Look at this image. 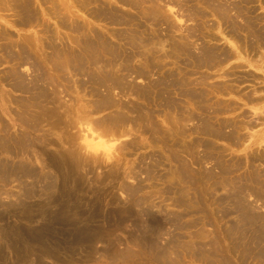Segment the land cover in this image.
<instances>
[{
    "label": "rangeland",
    "instance_id": "1",
    "mask_svg": "<svg viewBox=\"0 0 264 264\" xmlns=\"http://www.w3.org/2000/svg\"><path fill=\"white\" fill-rule=\"evenodd\" d=\"M54 1H56L57 6L61 7L62 4L64 5L66 3V8L63 7V13H66V11L69 9V11H67L68 14H65L66 18L70 16L71 19H75L76 21L85 24V29L87 28L86 31L91 26H93V30L99 32V34L102 33L103 36L105 35L109 41L112 39L110 42H113L114 40L115 45L118 46H120V41L116 39L117 35L120 33H125V35H127V30L129 31L131 28L132 29L129 31V33L137 32V29L135 28L136 25L133 27L135 22H131L133 21L134 17H136V19H134V21L137 20L136 22L145 20V18L141 17V15L143 16L142 13L139 14V12L135 9H131L130 5H125L124 2L126 0H109V3L111 4H109L110 6L107 4L108 0H100V5L97 3L99 0H89L87 3V0H85V2L84 0H33V2H35V8L37 7V12L39 10L38 13L41 16V23L39 22L38 25L37 22H28L27 24H22L20 23V14L16 10H11L9 7H6L3 3V0H0V35L2 36H0V146H2L0 147V264H264L263 258L255 255L254 252L251 253L250 250L246 251L245 245H238V242L233 240V238L237 237V235H235L237 232L233 231L234 226L232 224H234L236 221L238 222L239 216L237 212L229 213L224 216V207L223 205H219L217 200L221 197H227L236 191L233 190L235 185L224 186V184L218 182L223 178L220 167H218V165H221V163L225 166L227 165L229 168L232 167L231 169L233 170L230 172L231 175L228 173L227 176H231L230 179L232 181H236V183H240V176H245L251 169H255L254 171L258 169L257 171H259V173L264 176V159L258 161L253 159V157L258 156L257 154L260 155L263 153L260 152L263 151L264 144L263 146L259 145V141L245 150V148L251 144L250 133L253 134L255 131H257V133L259 131H264V124L258 123L260 121L264 122V119H258L257 116H254V114L252 115V104H244V102H242L237 97L238 95L226 93L222 94L220 91H216L219 94L213 92L215 91L213 89H216V86L221 84H232L233 82H236L239 85L241 84V87L243 86L241 89L244 91L253 90V85H264L262 82L259 83L257 79H260L261 77L260 80H264V73L260 71L259 68H257L258 66H254L251 62L255 60V57L257 58V56L254 55V57H252L254 53H247L245 51V44L242 46L243 42H239L237 43L238 45H241L239 47H244V49L239 48L242 59L238 60V55L235 54L238 52V50L235 49L233 43H231V40L236 39H234L231 36V33L227 31L226 25H223L219 19H216L214 16H212L209 11H207L208 8L206 10L205 5H198V1L196 0H194L195 4L194 1L192 2V0H190V4L193 3L192 6L194 5V7L198 8L199 6H202V10L205 8L209 17L207 16L205 19L203 17L202 19H189V15H187L188 11L184 12V9L181 10V5L185 3V0H179L182 1L181 3L179 2L181 4L179 5L180 9L178 8L179 6L176 7L177 4L172 5L167 0H164L161 3L163 7V17L158 19V22L156 21V26L152 27L150 26V23L148 24V22L146 23L145 21H141L145 25V28H143L145 32L143 35L145 38L146 36L154 37L155 35V39H158L156 40V44L159 43L157 46H163L161 44L166 40H168V43H166L164 46L165 50L156 46L155 48L157 50L154 49V51H152L153 45L143 48L147 51L148 48L152 47V50H149L156 54L153 63H155L154 65H157L158 67L162 65V68L159 69V71H157V66H153L154 68L157 67L155 70L149 69L151 71H149L151 74L149 80L127 77L124 81L127 87L128 85H133V83L139 87L146 86L144 81H155L160 77L161 71H168V73L170 71L173 73L174 71L176 76H179L177 73L179 69H183L188 73L190 69H192L191 67H185V65L181 63L176 64L170 59H164L165 56L162 57V54L168 49H171L173 44H175L173 45V47H175L177 43L179 44V42L185 40L189 30L193 33L195 32L197 36L192 39V44H194V46L191 45V47H193V53L199 54L201 47L203 45H208L207 47H226L229 50L231 49L233 52L232 55H234L229 61L222 63L219 66L217 65L215 68L207 66L202 67L201 70L200 68L195 69L197 72H189L190 75L195 73L194 75L192 74L193 77H191L194 80H196V78H198L202 73L204 75L209 74L207 75L208 80H206L204 86L208 91L211 89V93L210 91L207 92L208 95L210 94L209 97L212 96L211 99L213 104L216 103V105H223L225 102L227 103L229 101H233L236 102L237 105H240V109L229 112L228 114L226 113L219 115L218 118L220 120L229 119L241 125L243 124V116L238 114V112L244 108L245 111H249L248 113L254 116L253 118L256 120L253 119V121L257 122L256 126H254L252 129H246L244 128V125L238 127V133L236 132V134L238 136L241 135V141H225L204 136L206 137L205 140H210V143L214 145V148H216L215 150L219 149L217 151L219 153L216 151L214 152L216 153L215 155L219 157L217 160L218 164H216L214 160H202L201 163H193L191 160L192 156L187 155L184 150L180 152V149L183 148H178V157L185 161L188 160L192 170L191 181L190 178H184V180L180 173L176 175L178 170H175L178 169L177 165H179L178 162L180 159L178 158V161L173 159L168 160L167 156L169 155V151L161 149L160 142L153 143L154 141H151L152 138L150 135H147V133L145 134L143 131H136L132 135H127L123 138L116 139L113 136L105 134V132L96 125V121L93 120H91V123H89L82 119L80 123L69 128H67V126L54 128L52 127V123H50L51 120L49 119V121L46 119L44 120L45 122L43 121L40 123L39 127H34L28 124L23 125V123H21L22 120L19 119V116L20 112L22 111L23 103L28 104V106H34L35 103L29 99L28 93L22 92L15 88V80H13L16 78L15 72H21V74L24 75L23 77L27 78L26 81L36 75V72L33 70L34 68L31 63L32 61L23 63L21 60V46L25 45L28 47L27 49L30 51V53L33 52V56L35 55L34 57L38 58L35 59L38 62L41 61L40 64H42L45 56L50 55L49 53L51 52L49 50L50 48H43L46 42H48V38L53 37L51 40H57L56 44L60 41L58 43L60 46H71L75 44L74 40L76 39V33H73L70 27L68 28L61 25L60 17L54 13ZM127 1L130 2L131 0ZM253 2L257 7V11L255 10L252 14H257L259 16L262 15V19H264V4L261 5L260 0H253ZM83 5L86 7L83 8ZM112 5L117 9V11L120 10V13L116 12ZM102 6H105L106 8L103 9ZM97 8H101L100 10L102 12L100 10L98 12ZM106 9H109V11H105L108 13L103 12V10ZM111 11L113 14L108 15L111 13ZM46 12L49 14L46 15ZM72 12L76 15V17L75 15L73 16ZM123 12L125 13L123 14ZM128 13L131 14V16L129 15L130 17L128 16ZM54 14L57 15V17H55ZM92 14H94V16ZM115 14H117L118 17ZM182 14H184V16ZM124 15L131 18V21H129L126 25L117 23V20L125 17ZM232 15L236 19L237 24L241 25L244 23L243 19H238L234 16V12H232ZM97 16L100 18L98 19ZM70 17L68 19H70ZM110 22L114 23L111 24ZM42 23L44 25H42ZM169 24L172 26L170 27ZM44 26L50 27L51 30L54 29L53 32L50 31L51 35L46 33L47 31ZM94 26L97 30L94 28ZM172 28L175 30L173 31ZM1 30L4 31L3 35L1 34ZM87 32H89V30ZM112 32L116 36L112 35ZM241 32L244 31L242 30ZM227 34L228 37L226 38ZM157 35L160 37V39ZM40 38H42L41 40L44 43L42 41H38ZM161 38L165 41H163ZM26 39L28 40L27 42ZM31 40L35 44L32 45L31 42L29 43ZM173 40H176L177 43ZM170 41L173 42L171 43L172 45H168ZM41 42L44 44V46L41 45ZM36 44H39V47ZM49 44L50 43H48V46ZM167 47L168 49H166ZM43 49L44 51H42ZM9 52L14 53L15 57H10ZM140 59H138L139 61L137 60L138 63L135 61L134 65L139 66V68H144V65L146 64H144V61H140ZM162 59H164V61ZM158 62L161 64H159L160 66L158 65ZM42 65L44 66V64ZM177 66L178 70H176ZM165 67L168 70H165ZM169 68L171 69L169 70ZM222 69H224V71H222ZM225 71H232V73L235 71V75L233 74L235 77L239 74L246 75L247 73H251L257 78L245 81V83L237 82L236 80L229 81L230 76L228 77L229 79L224 77L225 74L223 72ZM84 77L85 76H79L81 80L85 81L87 78ZM61 85L58 87L60 89L57 88L58 94L60 93L59 98L61 96L60 100L62 99L61 102H64L67 105L72 104V98L75 99L79 97L81 103L90 105V102L88 101L92 99V96L91 93L88 92V88L84 89L85 87H78V89L77 85H72V90H70L71 92L68 93L63 91L66 89V87ZM52 88L53 87L50 86L48 89L52 90ZM258 89L260 90V87ZM77 91L80 93L79 96ZM95 91L99 92L100 94L103 91L106 93L104 87H97L95 88ZM121 91L122 89H111L112 97L118 100V102L121 103L122 101L125 103V105H129L128 103L141 102L137 100L138 98L135 97L136 95L131 96V94H126V92ZM250 92L254 93V91ZM72 95H76V97H73ZM159 108L160 107H157L156 110L161 112ZM30 109L32 114H37L34 107H30ZM106 114H109V111L95 115V119H99L103 115L107 116ZM212 116L213 115H211V120L213 119L217 122L218 118L216 116H213L212 118ZM162 117L163 116L156 117L155 120L158 123H161L163 119ZM196 122L197 121H195V123L192 122V125L190 123V127H197L196 124L198 123ZM87 123L89 126L91 124L93 130H90V127ZM226 130L228 131V129ZM86 135L89 137L87 140L90 142V144L93 143V147H88V142L86 143L84 140ZM192 138H195V140L196 138L199 139L197 134H193ZM179 139L181 140V138ZM124 142L126 143L127 148L125 146H120ZM6 143L7 145H4ZM132 143L135 144V146ZM96 144L97 146H95ZM107 144H109V146L113 145V148L109 149ZM195 150H197L195 151V158L197 160L201 158L204 152L201 147ZM72 151L74 153H72ZM75 153H78L77 155L80 156L81 163L79 164L78 168L76 166L71 168L69 165L74 163L72 158L75 157ZM214 153H212V155H214ZM66 154H69V157ZM107 158H110L111 160H108ZM249 158L252 160L250 161ZM236 163L240 167H237ZM119 164L121 165L119 166ZM4 166L11 171L13 168V172L16 171V169H23V166H27L28 168L31 167L36 169V171H38L41 175L44 174L43 176H45L47 173L52 174L51 177L54 179H52V183H49L51 179L47 178L42 182H34L33 178L26 174L20 173L17 176L16 174L14 175L8 173V170L4 168ZM17 166L19 168H17ZM234 166H236L238 169H236ZM3 171H6V173H3ZM111 171H113V173ZM172 171H176L175 174ZM108 173L110 175H108ZM203 173H212L210 174L211 177L209 179L207 178V182L206 178H200ZM63 174H72L73 177L70 182L69 180L65 181L61 178V175ZM171 175L173 180L170 182L166 181L169 180L166 177H170V179H172ZM212 175L215 176L213 179ZM16 176L20 178L18 179ZM179 176L181 179H183L182 181H180L181 179L178 178ZM215 178H220L221 180H215ZM226 178L229 179L228 177ZM230 179L229 181H231ZM215 181L216 183H214ZM77 183L79 186L89 184L88 186H90V188L87 190L80 189L77 191L78 193H75V196H72L73 198L70 196L68 197V195H72V193L75 191L74 189H76ZM45 186H48V189H51V191L48 192V189L44 188ZM134 187L141 188V192H139L136 196H133L135 192H132L131 190ZM29 190L31 192H29ZM177 190L179 192H177ZM134 199L136 200L135 203L132 201ZM248 199L250 202H253L254 205L256 204L255 206L257 211L264 214L263 206L262 208L260 207L262 205L261 201L256 202L254 200L255 196H250ZM137 200L139 201L138 203L140 205L137 204ZM69 201H72V203ZM65 204H71L73 206H66ZM64 205L66 207L61 210V207ZM199 207L201 208V211L199 210L197 212ZM124 209H126L125 211L127 213L124 211ZM60 213L62 214L60 215ZM29 215L31 218L29 222H26V218ZM59 216H62L66 223L68 222L70 224H67L68 226H63L60 223H56L54 221L55 217ZM76 222L78 223L77 228H75L76 225H74ZM26 223L29 224V226ZM43 223L49 224L50 227L42 230L43 227L40 225ZM242 258H244V260H242Z\"/></svg>",
    "mask_w": 264,
    "mask_h": 264
},
{
    "label": "bare ground",
    "instance_id": "2",
    "mask_svg": "<svg viewBox=\"0 0 264 264\" xmlns=\"http://www.w3.org/2000/svg\"><path fill=\"white\" fill-rule=\"evenodd\" d=\"M131 1H133V0H131ZM134 1L132 3H130L129 1L126 0L124 3H125V5L126 4L130 5L131 9H135L136 11L139 12V14L140 13L143 14V16L141 15V17L145 18V20H141V21H145L146 23L148 22V24L150 23V26H152V27L156 26L155 25L156 21L158 22V19H161V17H163L162 16L163 7H162L161 3L164 0H148V1L147 0H138V1L134 0ZM167 1L169 3H171L172 5L177 4L176 7L181 5L180 3L182 2L179 0H167ZM193 1L194 0H192V2ZM196 1H198V5L199 4L205 5L206 10L208 8L207 11H209V13L212 16H214L216 19H219L221 21V23H223V25H226L227 31L229 33H231V36L238 41L237 42L236 40H231L232 41L231 42L229 40L231 43H233V46L235 47V49L238 50V52L235 53L238 55L237 59L238 60L242 59L241 52H240L239 48L244 49V47H239L241 45H238L237 43L243 42V44L242 43L241 44H242V46L245 44V51L247 53L248 52L254 53L252 57H254V55L257 56V58L255 57V60L251 61L253 63V65L258 66L257 68H259V70L264 73V19H262L263 18L262 15L259 16L257 14L256 15L252 14V13H254V11L257 8L256 5L254 4L253 0H196ZM84 2H85V0H84ZM84 2L82 1L83 4H84ZM87 2H89V0H87L86 3ZM107 2H108L107 4L109 5L110 4L109 0ZM260 2H261L260 3L261 5L264 4V0H260ZM3 3L6 7H9L11 10H16L20 14V16H21V19H20L21 22L20 23H22V24L26 23L27 24L28 22H31V23L37 22V25L39 24L41 16L38 13L39 10L37 12V9H36L37 7L35 8V5H34L35 2H33V0H3ZM63 3H65V2H63ZM97 3H99L98 5H100V0ZM113 3H115V2H113ZM165 3H167V2H165ZM192 4H190V0H185V3L181 5V10L184 9V12L188 11L187 12L188 14L187 13L186 14L189 15V17L187 16L189 19H193V18L202 19V17L205 19V17H207V16L209 17L205 8H204V10L206 12L204 10H202V8H201L202 6L201 7L199 6V8H200L199 9L198 7H194V5L192 6ZM194 4H195V1H194ZM64 5L62 4V7L57 6L56 1H54L53 9H54V13H56L60 17L61 25L68 27V28L70 27V29L73 31V33L74 32L76 33V36H75L76 39L75 40L73 37V40L75 43V44L73 43L74 45L60 46L58 44L60 42L59 41L57 43L59 45L58 46L56 44L57 40L56 41L51 40V38H53V37L49 36L51 38H48L49 39L48 42L45 41L47 45L45 44V46H44V44H43L44 42L41 40L42 38H40V40H38V41L43 42V43L41 42L42 43L41 45L44 46L43 48L48 47V48H50L49 50L51 51L49 53L50 55L45 56V59L42 63V64H44V66L46 68L42 64H40L41 61L38 62L36 60L38 58L34 57L35 55L33 56V54H34L33 52L30 53V51L27 49L28 47H26L25 45L21 46V60L23 61V63H28V62L32 61L31 63H32V66L34 68L33 70H34V72H36L35 76H33L28 81H26L27 78L23 77L24 75H22L21 72L19 73V72L14 71L15 77H16L15 79H13V80H15V83H14L15 88L22 91V92L28 93L29 99L32 102L34 101V103H35L34 106H28V104L23 103L22 111L20 112V116H19V119L22 120L21 123H23V125L28 124V125H32L34 127H39V124L47 119V121L51 120L50 123H52V127H54V128H60V126L61 127L67 126V128H69V127H73V126L77 125L78 123H80L82 119L86 120L89 123H91L90 121L93 120V121H96V125L98 127H100V129H102L105 132V134L113 136L116 139L117 138H123L127 135H132L136 131H143V132H145V134L147 133V135L148 134L150 135V137L152 138L151 141H154L153 143L160 142L161 143V146H160L161 149L169 151V155L168 156L166 155L168 160L173 159L176 161L178 158L180 159V161L178 162L179 165L176 164L178 169H175V170L179 171V172L177 171L176 175H178L180 173L182 175L183 179L184 178H186V179L190 178V181H191L192 170L190 168V164H189L190 162L188 160L185 161V160L181 159L180 157H178V154H179L178 148H183V149H180V152L182 150H184V152L187 153V155L192 156L191 160L193 161V163L194 162L201 163L202 160H204V161L205 160L206 161L214 160L215 163L218 164L217 160L219 159V157L216 156L215 155L216 153H214V152L215 151L217 152L219 149L215 150L216 148H214V145H212V143H210V140L209 141H207V139L205 140L206 137H204V136L212 137V138L219 139V140L221 139V140H225V141H233V142L241 141L242 140V138H240L241 135L238 136L236 134L238 127L244 125V128L252 129V128H254V126H256V123H257L256 121H253V119H255V118H253L254 116H257L258 119H262V120L264 119V118H261V117H264V85H261V86L253 85V90L244 91L243 89H241L243 87V86L241 87V84L239 85L236 82H235L236 84L233 82L234 84L233 83L232 84H224V85L221 84L219 86H216L215 88L217 90L213 89V90H215L213 92H216V91L219 92L220 91L222 94L226 93V94H231V95H234V94L238 95L237 97L242 102H244V104H246V105L252 104L251 110L253 111L252 115L254 114V116L249 114L248 113L249 111L248 112L245 111L244 108H242L238 112V114L243 116V118H242L243 124L240 125L239 123H235L234 121H231L229 119L220 120L218 118L219 115L226 114V113L228 114L229 112L238 110L241 107H240V105H237V103L233 102V101H229L227 103L222 102V103H224L223 105L218 104V103H217L218 105H216V103L213 104V101L211 99L212 96L209 97L210 94L208 95V92L211 89L208 91V90H206L207 88H205V86H204L206 83V80H208L207 75H209V74L204 75L202 73L198 77L199 79L196 78V80L191 78V77H193L192 74L194 75L195 73L191 72L192 74L190 75V73H189L190 71L194 72V71H196L195 69H199V68L201 70L202 67H207V66H209L211 68H213V67L215 68V67H217V65L219 66L220 64L229 61L232 58V56H234V55H232L233 52L231 51V49L229 50L226 47H222V48H219L216 46L212 47L210 45H209L210 47H207L208 45H206V46L203 45L201 47V50L199 49L200 50L199 54H195V53H193V49H192L193 47H191V45L194 46V44H192L193 43L192 39L195 38L196 33L195 32L193 33V32L188 30L186 38L184 37L185 40L180 39L182 41L179 42V44L176 42V40H173L177 43V45L175 47H173V45H175V44L172 45L171 43H173V42L170 41V43L168 45L171 44L172 48L170 47L171 49H168V47H167L166 49H168V50L166 52H164L163 51V50H165L164 46L166 45V43H168V40L165 41L161 38L165 42H163L161 44L162 41L160 40L161 41L160 44L163 46H160V45L157 46L159 43L156 44L157 43L156 40H158V39L157 38L155 39V37H156L155 35H154V37H147L146 36V38H145L143 35L145 33L144 29H143V28H145V25L139 19L138 20L140 22H136L137 20L134 21V19H136V17H134L133 21H131V18H129L131 16V14H129V13H128V16L130 15L129 17H126L125 16L126 14H125L124 15L125 17L121 18L120 20L116 19L117 23L126 25V24H128L129 21L135 22L133 27L136 25L135 28L137 29V32H132V33L130 32L129 33V31L132 29L130 26L129 27L131 29L129 28L130 30L129 31L127 30V33H128L127 35H125V33H120L119 35H117L118 36L117 37L112 32V35H115L116 39H118L120 41V43H119L120 46H118V45H115L114 40H113V42H110L112 39H110V41H109V39H107L105 37V35L103 36L102 33L99 34V32H96L95 30H93V28H92L93 26H91L88 29L89 32H87L88 30L86 31L87 28L85 29V27H86L85 24L78 22L75 19H71L70 16H69L70 19H68L69 17L66 18V15L68 14L67 11H69V9L68 8H67L68 10L66 9L67 14L63 13V10H64L63 7L66 8V6H67L66 3ZM102 5H105V4H102ZM113 5H115V4H113ZM85 7L86 6L83 5V8H85ZM104 8H106V7L104 6L103 9ZM107 8H109V7H107ZM178 8L180 9V6ZM100 9H98V12ZM105 11H109V9L103 10V12H105ZM112 11L108 15L113 14ZM115 11L119 12L120 10L117 11V9L115 8ZM138 12H137V14H138ZM232 12H234V16L236 18H238V19L240 18V19L244 20L243 21L244 25L241 24L242 25L241 26V25L237 24L236 19L232 15ZM105 13H108V12H105ZM124 13L125 12H123V14ZM48 14L46 12V15H48ZM72 14H73V16L75 15L73 12H72ZM184 14H182V15L184 16ZM57 15H55V17H57ZM88 15H90V14H88ZM92 15L94 16V14H92ZM115 15H117V14H115ZM164 16H166V15H164ZM75 17H76V15H75ZM117 17H118V15H117ZM99 18L100 17H98V19ZM108 18H110V17H108ZM105 19H107V18H105ZM111 19H113V18H111ZM162 19H164V18H162ZM114 22L116 23L115 20H114ZM114 22H112V23H114ZM43 23H45V22H43ZM43 23H42V25H44ZM91 25H92V23H91ZM172 25H173V23H172ZM172 25L169 24L170 27ZM27 26H29V25H27ZM48 26L47 27L44 26V27L47 31L46 33H49V35H51L50 31L53 32L54 29L51 30L50 27H48ZM117 27H119V26H117ZM94 28H95V26H94ZM173 28H172V30H173ZM42 29H44V28H42ZM198 29H200V28H198ZM123 30H125V29H123ZM179 30H181V29H179ZM242 30L244 32H241ZM41 31H43V30H41ZM114 31H115V29H114ZM149 31H150V29H149ZM119 32H121V31H119ZM122 32H124V31H122ZM3 33H4V31L1 30L2 35H3ZM103 33H104V31H103ZM108 33H110V32H108ZM225 33H227V32H225ZM242 34L244 37L242 36ZM53 35H54V33H53ZM197 35H199V34H197ZM47 37H48V35H47ZM71 37H72V35H71ZM227 37H228V34L226 35V38ZM56 39H57V36H56ZM159 39H160V37H159ZM230 39H232V38H230ZM73 40H72V42H73ZM27 41L28 40L26 39V42ZM30 42L32 43V45L35 44L32 42V40L29 41V43ZM48 43H50L49 46H48ZM112 43H114V44H112ZM154 44H155V46H154ZM150 45L151 46L153 45V48L151 47L153 50L151 48H148L147 51L143 49V48H146ZM37 46L39 47V44ZM156 46L163 48V50H161V51H163L164 53L161 51L160 52L163 53L162 57L165 56L164 59L165 58L170 59L176 64L181 63V64L185 65V67H191L192 69H190V71L188 70L189 74L187 72H185L183 69L178 70V66H177L176 70H178L177 73L179 74V76H176V73H174V71H173V73H172V71H170L168 73V71L166 72V71L160 70L161 75H160V77L158 76L159 78H157L156 80L154 79L155 81H153V80H150L149 82L144 81L146 86L139 87L133 83V85H128V87H127L126 83L124 82L127 77H133L134 79H143V80L148 79L149 80V78L151 76L150 70H152V69L155 70V68L158 67L157 65H154L155 63H153L156 54L154 52H151L149 49L154 51V49H156L155 48ZM33 47H35V46H33ZM42 51H44V49ZM9 54H10L9 55L10 57H12V58L15 57L14 53L9 52ZM249 54H247V55H249ZM39 56H40V54H39ZM140 58H142V59H140ZM138 59H140V61L141 60L144 61V64H146V65L143 64L144 68L143 67L139 68V66L134 65V62L137 61ZM164 59H162V60L164 61ZM40 60H41V58H40ZM138 61H137V63H138ZM167 61H169V60H167ZM45 63H46V65H45ZM159 64L160 63L158 62V65ZM153 66H157V67L154 68ZM161 68H162V65L157 68V71H159V69H161ZM173 68H174V65H173ZM164 69L168 70V69H166V67ZM170 69L171 68H169V70ZM222 71H224V69H222ZM233 72L235 73V71H233ZM198 73H199V71H198ZM223 73L225 74V76H224L225 78H228L230 76L229 81L236 80L237 82H244L245 83V81H249V80H253V79L257 78L254 74H251V73H247L246 75H244V74L243 75H240V74L237 75L238 74L237 73L236 77L233 76L234 73H232V71L231 72L225 71ZM210 75H212V74H210ZM11 76H13V75H11ZM79 76H85L87 79L85 81H83L79 78ZM257 79H258L259 83L260 82L264 83V80H262V81L260 80L261 77H260V79L259 78H257ZM133 81H135V80H133ZM61 84L66 87V89H64L63 91H66L68 93L71 92L70 90H72V88H71L72 85H77V88L78 87H80V88L85 87L84 89L88 88L87 90L89 93H91V96H92L91 97L92 99L90 101H88V102H90V105L81 103L80 102L81 100L79 97L75 98V99L72 98V102H71L72 104L67 105L64 102H61V100H62V99L60 100L61 96L59 98L60 93L58 94V92H57V88L60 87ZM50 86L53 87L52 90H50L51 88L48 89ZM90 87H92V88H90ZM97 87L98 88L104 87L106 93L103 91L105 94L103 92H102L103 94L102 93L100 94L99 92L95 91V88H97ZM259 87H260V90L258 89ZM77 88H75V89H77ZM112 88L113 89L117 88V90L122 89V91L126 92V94L127 93L131 94V96L136 95L135 97L138 98L137 100H139L141 102L140 103H128L129 105H125V103L122 101L120 103V102H118V100H116V99H114V97H112V95H111V89ZM58 89H60V88H58ZM241 90H243V91H241ZM250 91H252V92L254 91V93H251ZM218 92H216V93H218ZM77 93H78V91H77ZM210 93H211V91H210ZM221 93H220V95H221ZM71 94H73V93H71ZM79 94L80 93H78V96H79ZM76 95H72V96L76 97ZM81 96H83V95H81ZM12 99H13V97H12ZM30 103H29V105H30ZM31 105H32V103H31ZM30 107H34L37 114H32ZM157 107H160L159 109L161 112L156 110ZM39 108H41V109H39ZM106 111H109V114H106L107 116L103 115L101 118L95 119V115L101 114V113L106 112ZM158 112H159V114H158ZM211 115L216 116L218 118L217 122L214 121L213 119L211 120ZM159 116H163L161 123H158L155 120L156 117H159ZM213 116H212V118H213ZM250 117H252V118H250ZM195 121H197L196 123H198V124H196L197 127L195 125H194L195 127H190V123L192 125L193 123H195ZM258 123L264 124V122H262V121H260ZM237 124H239V125H237ZM88 126H89V124H88ZM89 127H90V130H93V128L91 127V124ZM32 129H33V127H32ZM226 129H228V131ZM193 134H197L199 139H197V138H196V140H195V138L193 139L192 138ZM251 134L252 133H250L251 144L248 145L245 148V150L248 147H251L252 145L258 143L259 141H260L259 145L263 146V144H264V131L263 132L259 131L258 133H257V131H255L252 135ZM248 135H249V133H248ZM88 136H89V134H88ZM242 136H244V135H242ZM87 138H89V137H87V135H86L84 140L86 141V143L88 142L87 143V145H89L88 147H93L94 146L93 143L90 144V142L87 140ZM179 138H181V140ZM77 139H78V137H77ZM24 143H26V142H24ZM130 143H131V141H130ZM28 144H26V145L29 146ZM4 145H7V143ZM133 145L135 146V144H133ZM95 146H97V144ZM120 146L126 147V143L124 142ZM0 147H2V146H0ZM6 147H8V146H6ZM23 147H25V146H23ZM77 147H78V145H77ZM107 147H109V149H110V148H113V145L109 146V144H107ZM125 147H123V148H125ZM200 147L203 149L204 153L201 156V158L197 159L198 160L197 161L195 158V151H197V150H195V149H198ZM95 149H98V148H95ZM122 151H120V152H122ZM120 152H119V154H120ZM72 153H74V152L72 151ZM212 153H214V155H212ZM217 153H219V152H217ZM260 153H262V154H260V155L257 154L258 156L254 155L255 157L252 156L253 159H256L257 161L263 160L264 159V149ZM23 154H24V152H23ZM77 154L78 153L74 154L75 157H73L74 159L72 158L74 163L70 164L69 167L73 168V166H76L78 168L79 164L81 163V158ZM124 154H122V155H124ZM28 156H29V154H28ZM249 160H250V158H249ZM220 163H221V161H220ZM0 164H1V162H0ZM158 164H159V162H158ZM120 165L121 164H119V166ZM236 165H237V163H236ZM18 166H17V168H19ZM21 166H20V168H21ZM218 167H220V170L223 174V178H222V180L220 178H217V179L215 178V180L220 179L221 181H218V182L224 184V186L225 185L226 186L227 185H229V186L235 185L234 189L232 187L233 190H236L235 193H231L227 197H223V198L221 197V198L217 199L219 205H221V206L223 205V207H224L223 208V210H224L223 215L224 216H226L229 213H233V212H237V214L239 216L238 222L236 221V222H234V224H232L234 226V227L232 226L233 231L237 232L236 234L234 233L235 235H237V237L233 238V240H236L235 242H238V245H245L246 251L250 250L251 253L254 252L255 255L264 259V214L257 211L256 206H255L256 204L254 205L253 202H250L248 199L250 196H255L254 200L256 202L261 201L262 205L260 207L262 208V206H263V208H264V176H262V174H260L259 171H257L258 169L256 170L257 171L256 172V171H254L255 169L252 170L250 167L251 170L249 171V173H247L245 176H240L241 182L240 183L238 182L239 183L238 184V183H236V181H232L230 179L231 176L230 177L227 176L228 173H230L233 170V169H231L232 167L229 168L227 165L225 166L222 163H221V165H218ZM234 167H236V166H234ZM237 167H240V166L237 165ZM237 167H236V169H238ZM4 168H6V167L4 166ZM7 170H8V173L14 174V175L16 174L17 176L20 173L26 174L29 177H32L34 182L35 181H41L42 182L44 179L47 178V179H51L49 181V183H52V179H54L51 177L52 174H50V173H47L45 176H43L44 174L41 175L38 171H36V169H33L31 167L28 168L27 166L26 167L23 166V169H20V170L16 169V171H14V172H13V168H12V171L10 169H7ZM23 170L25 173L23 172ZM90 171H92V170H90ZM111 172L113 173V171H111ZM172 172H174V171H172ZM175 172H174V174H175ZM3 173H6V171H3ZM210 174H212V173H210ZM210 174L203 173V175H201L200 178L201 177L206 178V182H207V178L209 179L211 177ZM108 175H110V174L108 173ZM214 175H212V179H213V177H215ZM230 175H231V173H230ZM263 175H264V173H263ZM17 176H16V178L19 179L20 177H17ZM72 177H73L72 174L61 175L62 179H64L65 181L69 180V182L72 179ZM226 177H228L231 181H229V179H227ZM166 178L169 179V180H166L169 182L173 180L172 175H171L172 179H170V177H166ZM178 178H180V176ZM183 179H181L180 181H182ZM193 179H194V177H193ZM177 180H179V179H177ZM211 180H209V181H211ZM86 182H89V181H86ZM86 182H84V183H86ZM44 183H46V182H44ZM79 183H80V181H79ZM214 183H216V181ZM34 185H36V184H34ZM88 185L84 184V186L83 185L79 186V184L77 183V187H76V189H74L75 191L72 193V195L71 194L68 195V197L70 196L71 198H73L72 196H75V193L80 189H86V190L89 189L90 186H88ZM75 186H74V188H75ZM44 188L48 189L49 187L45 186ZM131 190H132V192H135L133 196H136L139 192H141L140 187H137V188L134 187ZM178 190H177V192H179ZM50 191H51V189H48V192H50ZM29 192H31V191L29 190ZM69 200H71V199H69ZM139 200H141V199H139ZM132 201H133V203L136 202L135 199ZM143 201H145V200H143ZM197 201H199V200H197ZM69 202L72 203V201H69ZM138 202L139 201L137 200V204L140 205ZM65 205L63 207H61V210L64 209V207L71 205V204H67L66 206ZM71 206H73V205H71ZM125 210L126 209H124V211ZM199 210L201 211L200 207L198 208L197 212ZM61 214L62 213H60V215ZM62 216L61 217L60 216L55 217L54 221L56 223L62 224L63 226H68L67 224H70V223H68V222L66 223L65 219L62 218ZM178 217H179V215H178ZM30 218H31V216L29 215L26 218V222H29ZM235 220H237V219H235ZM70 221H71V218H70ZM76 223H74V225H76L75 228H77V226H78V223L77 224ZM27 225L29 226V224H27ZM179 225H181V224H179ZM182 225H183V222H182ZM32 226H34V225H32ZM40 226L43 227L42 230L50 227L49 224H45V223H43ZM145 226H143V227H145ZM153 226H155V225H153ZM73 235H75V234H73ZM85 240H87V239H85ZM243 249H244V247H243ZM242 260H244V258H242ZM227 264H230V263H227Z\"/></svg>",
    "mask_w": 264,
    "mask_h": 264
}]
</instances>
